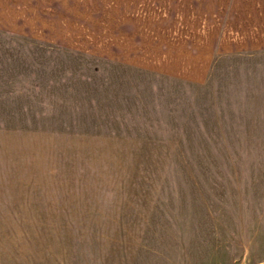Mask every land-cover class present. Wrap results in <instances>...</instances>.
Returning a JSON list of instances; mask_svg holds the SVG:
<instances>
[{
    "label": "rangeland",
    "instance_id": "374dc122",
    "mask_svg": "<svg viewBox=\"0 0 264 264\" xmlns=\"http://www.w3.org/2000/svg\"><path fill=\"white\" fill-rule=\"evenodd\" d=\"M59 1L91 45L0 26V264H264V59L173 82Z\"/></svg>",
    "mask_w": 264,
    "mask_h": 264
},
{
    "label": "crops",
    "instance_id": "0c3cea01",
    "mask_svg": "<svg viewBox=\"0 0 264 264\" xmlns=\"http://www.w3.org/2000/svg\"><path fill=\"white\" fill-rule=\"evenodd\" d=\"M58 2L0 0V26L43 42L59 35L78 41L81 34V44H90L89 31L79 32L60 15ZM60 4L61 12L89 21L90 0ZM109 20L113 35L100 34L92 46L113 52L107 57L119 64L173 82L202 85L225 60L264 59V0H113Z\"/></svg>",
    "mask_w": 264,
    "mask_h": 264
}]
</instances>
